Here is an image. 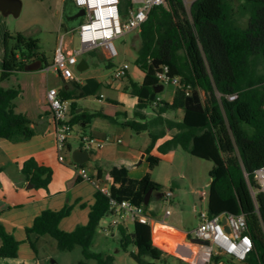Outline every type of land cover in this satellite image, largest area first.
<instances>
[{
	"label": "trees",
	"instance_id": "1",
	"mask_svg": "<svg viewBox=\"0 0 264 264\" xmlns=\"http://www.w3.org/2000/svg\"><path fill=\"white\" fill-rule=\"evenodd\" d=\"M130 4L131 0H121L123 18ZM18 9L14 7L13 12L18 14ZM139 36L141 44L135 64L143 79L140 82L130 79L128 89L137 98L136 108L134 117L120 125L134 133L149 134L151 142L145 149L149 171L141 179H133L125 166L113 167L111 196L147 208L155 193H163V186L151 177L153 168L161 160L152 150L168 131L176 129L157 146V151L161 155L181 147L194 156L213 161L209 172L208 210L211 214L223 211L243 214L247 232L254 241V248L245 261L214 256L210 264H264L261 224L264 223V192H257L254 199L246 177L248 174L254 185L253 173L264 165V0H192L189 9L184 0H166V4L151 9ZM89 52L94 54V50ZM51 65L37 38L20 32L5 33L1 80L27 71V66L29 70H39ZM164 65L169 67V77H180L177 98L172 103L157 100L159 93L155 91L156 87L164 86L157 76ZM72 83V89L59 91L62 98L71 100L72 125L86 128L97 116L115 121L101 110L76 112L77 100L96 94L101 83L93 78H88L84 85ZM20 92V87L0 86V137L12 142L28 140L36 133L28 116L15 109L14 100ZM149 107L154 110L150 118L145 112ZM170 109H181L182 118L165 116ZM23 173L35 187L45 188L52 170L31 157L23 163ZM151 190L153 193L146 201ZM95 196L86 224L64 231L59 223L69 214L70 207L48 209L26 228L27 235L49 234L61 250L81 246L84 259L76 264H86L89 258L98 264H113V254L93 249L100 220L109 214L110 206L106 194L98 190ZM115 230L119 249L128 251L130 245L134 246L129 255L138 264H167L169 253L154 244L151 225L135 222L132 231L119 225L111 236ZM0 238V257H16L19 242L2 229Z\"/></svg>",
	"mask_w": 264,
	"mask_h": 264
},
{
	"label": "crops",
	"instance_id": "2",
	"mask_svg": "<svg viewBox=\"0 0 264 264\" xmlns=\"http://www.w3.org/2000/svg\"><path fill=\"white\" fill-rule=\"evenodd\" d=\"M15 2L16 0H0V86L4 88L20 87L21 92L14 100L15 109L28 116L36 133L32 138L19 142H12L0 137V229L6 234L12 235L19 242L17 256L14 258L0 257V264H76L79 260L84 259L81 246L77 245L72 250H61L56 239L49 234L38 235L31 233L27 235L26 228L30 227L34 219L44 210H60L65 207H70V212L59 223V227L62 230L72 231L76 226L86 224L89 220L91 207L96 201L95 195L98 191V185L103 183L113 184V178L110 173L113 167L125 166L129 177L133 179H141L149 171L145 149L150 144L151 139L148 141L145 139L143 144L138 145L134 134L141 136L142 133L146 132L134 133L126 127H121V123L134 116L131 117L125 110L124 103L116 98H106L111 106H103L101 103H103L105 96L103 93L99 94V88L96 94L89 95L97 98L98 105L89 103L86 99L82 101L84 98L89 97L85 96L77 100L76 112L90 113L101 110L104 114L114 117L115 121H109L103 116H97L92 119L86 128H82L80 124H74L73 133L68 138L65 148L61 151L57 149L55 140L56 123L46 98L47 89L54 86H48L49 79L45 83L42 82L39 88V95V93H35V84L32 82L33 76L42 78L45 69L22 71L11 75L8 79L1 80L4 36L6 32H9L6 18L13 12L15 7L13 4ZM64 2L66 4L67 1ZM70 7H72L71 3ZM64 17L66 22L62 25L66 32H70L66 12ZM72 40L73 45L76 46V43H78L76 37ZM94 52H100L109 59L103 48H98ZM51 67L52 65L46 68L47 72L51 70ZM88 67L85 60L82 71H85ZM52 70L54 71V69ZM57 76L62 81L61 86L55 87L59 91L70 90L74 87L72 81H66L59 75ZM76 76L78 78L77 82L82 85L86 83L88 78H93L103 85V80L99 76ZM142 79L143 73L141 79L137 81L140 82ZM106 84L108 86L111 85L107 82ZM166 87H168L167 91ZM27 94L28 99L25 100L24 98ZM157 98L169 103L174 102L177 98L176 85L165 84ZM99 103L101 106H99ZM123 112L126 114H121ZM167 114L168 111L164 113L165 116ZM182 116L183 111L182 114L179 113V118L176 120L181 119ZM175 132L176 129H171L164 138L159 139L152 153L160 154L157 151V146L166 137ZM82 135H91L104 142L101 147H94L88 150L89 158L83 163L90 179H84L78 174L74 165L75 162L72 159L73 150L77 148L85 149L80 141V136ZM74 140L77 141L76 145L73 144ZM31 157L38 164L47 166L52 170L51 180L45 188L35 187L23 173V163ZM169 189L172 191L171 188ZM166 190L159 197L155 195L154 199H166L164 197ZM147 210L154 217V222L151 224L154 244L167 251L169 255L193 264L185 259V255H190V250L185 244H191L196 239L190 235L188 237L185 236V233L189 231L178 229L167 223L164 212L159 210L157 202H153L151 206L149 204ZM199 210L195 206L197 218ZM111 237L118 239L117 230L114 231V235ZM1 243L2 240L0 238V245ZM32 243L34 246H32ZM94 243L95 241H93V246ZM52 255L67 259V261H50ZM115 260L116 257L114 255L113 264H115ZM86 264H98V262L89 258L86 259Z\"/></svg>",
	"mask_w": 264,
	"mask_h": 264
},
{
	"label": "rangeland",
	"instance_id": "3",
	"mask_svg": "<svg viewBox=\"0 0 264 264\" xmlns=\"http://www.w3.org/2000/svg\"><path fill=\"white\" fill-rule=\"evenodd\" d=\"M13 6L17 7L19 3L18 14L11 12L7 16L8 28L11 34L20 32L27 36H32L39 40L41 51L48 57L50 63H52L55 53L62 47L63 43L69 44V48L74 47L70 43L72 39L77 37V30L66 32L63 25L65 24L64 13L66 12V5L63 0H17ZM186 8L189 9L192 0H184ZM132 6L131 4L129 7ZM136 6V5H135ZM128 7V9H129ZM126 18V17H125ZM114 45L118 51V55L112 59H107L100 52L84 53L79 57L85 59L88 64V69L80 71L75 69V74L80 77H86L88 75L99 76L103 80V85L99 89V94L103 93L105 98L103 106H111L106 98H116L125 105V110L131 117L134 116V110L136 108L137 98L132 95L128 89L130 85V79L137 81L142 77V72L135 64V60L138 56V49L141 44L139 32L133 30L131 32L124 33L114 39ZM97 50V49H96ZM127 63L128 76L116 79L114 77L116 68L120 65ZM47 72L43 71L44 76H33L32 82L36 88L35 93L40 95V85L42 82H47L48 86L59 87L62 85V81L58 78L56 71H53V67ZM48 73V74H47ZM48 75V76H47ZM24 82V80H22ZM106 82L111 85H107ZM38 90V91H37ZM168 87H166V91ZM28 99V94L24 98ZM87 100L89 103L98 105L97 98L95 96H89L82 101ZM83 103V102H79ZM99 106L100 103H99ZM100 108V107H99ZM148 116L154 115L152 108L145 109ZM181 110L170 109L168 110L167 117L172 119H178ZM135 135V141L138 145L148 141L149 134L142 133L141 136ZM73 144L76 145L77 141L74 140ZM161 156L160 162L152 170V178L163 186V189H172V196L167 202L165 199L150 201V206L153 202H157L159 210L162 212L165 209H169L171 214L166 218V222L170 225L189 231L191 237H195L193 230L198 226L199 220L196 217L195 206L198 209H208V185L210 176L209 172L213 167V161L203 159L194 156L181 147H177L166 154H158ZM205 192V196H202V192ZM109 216L103 217L100 225L97 228L96 235L94 237L93 249L101 251L103 253L113 254L116 257L115 264H138L130 255L129 251L133 250V246L128 247V251L119 249V243L116 238L105 236L101 232V227L110 222ZM135 222L128 221L126 226L129 231L133 230ZM165 248V247H164ZM117 249H119L117 251ZM167 249V248H166ZM67 261L52 255L50 261ZM167 264H189L188 262L181 260L175 256H167Z\"/></svg>",
	"mask_w": 264,
	"mask_h": 264
},
{
	"label": "built area",
	"instance_id": "4",
	"mask_svg": "<svg viewBox=\"0 0 264 264\" xmlns=\"http://www.w3.org/2000/svg\"><path fill=\"white\" fill-rule=\"evenodd\" d=\"M72 1L75 6L83 7L85 14L76 26L78 32V45L69 48L64 44L56 52L53 61V69L66 81H77L75 69L79 63V57L84 53L103 48L109 59L118 55L114 45V39L118 36L131 32L140 31L142 24L147 19L149 12L155 6L166 4V0H131L126 18H123L120 11L121 0H64ZM136 5V6H135ZM74 29V30H75ZM73 31V30H70ZM73 44V40L70 41ZM129 65L124 63L116 68L114 77L122 78L128 74ZM169 67L164 65L157 73L161 83L180 85V77H169ZM184 85V84H183ZM102 96V95H101ZM49 109L56 123L55 140L57 149L65 148L68 138L73 133V125L70 123L71 100L60 96L59 90L49 87L46 92ZM157 100H160L157 98ZM156 104V101L154 102ZM82 147L90 150L94 147H101L103 141L91 135L80 136ZM120 141V140H119ZM78 174L84 179H90L88 171L79 163H74ZM249 190L255 199L257 192H264V165L255 169L253 173L254 185L249 181L246 174ZM111 184L103 183L98 185V190L109 197L110 222L101 227V232L111 235L112 230L119 225L126 226V222H140L151 225L154 217L144 205H139L130 200L118 201L111 196ZM172 195L170 189L164 192L165 200L168 202ZM205 196V192H202ZM257 206V203H256ZM258 210V209H257ZM170 210L164 211L167 218ZM198 226L193 230L196 241L185 244L190 250V255L185 259L193 264H210L214 256H224L232 261H245L254 248L252 236L247 232V221L243 214H232L226 211L218 214H211L208 209L202 208L198 211ZM264 232V223L261 222ZM228 227V230L227 228ZM186 232L185 236H189Z\"/></svg>",
	"mask_w": 264,
	"mask_h": 264
},
{
	"label": "water",
	"instance_id": "5",
	"mask_svg": "<svg viewBox=\"0 0 264 264\" xmlns=\"http://www.w3.org/2000/svg\"><path fill=\"white\" fill-rule=\"evenodd\" d=\"M16 2H19V1L16 0ZM70 3L72 4L73 11H70ZM18 4L19 3H17V6H19ZM65 5H66L67 21L70 25V30H74L76 28V26L79 24V22L81 21V17L85 14V9L83 7L75 6V4L72 1H67ZM76 39H77V41L79 40L78 37H76ZM77 45H78V43H76V46ZM83 64L85 65V59H80L78 65H77V69L82 70ZM29 69L30 68L28 66L25 68V70H29ZM162 88H163L162 85L159 87H156L155 91L157 93H159V92H161ZM88 158H89V151L86 149L77 148V149L72 151V159L76 163L83 164L84 162H86L88 160ZM152 193H153L152 190L149 191V193L146 197V201H148V197ZM155 195H157L159 197V196H161V193H155ZM226 228L228 230V227H226Z\"/></svg>",
	"mask_w": 264,
	"mask_h": 264
},
{
	"label": "flooded vegetation",
	"instance_id": "6",
	"mask_svg": "<svg viewBox=\"0 0 264 264\" xmlns=\"http://www.w3.org/2000/svg\"><path fill=\"white\" fill-rule=\"evenodd\" d=\"M70 11H73V8L72 7H70Z\"/></svg>",
	"mask_w": 264,
	"mask_h": 264
}]
</instances>
